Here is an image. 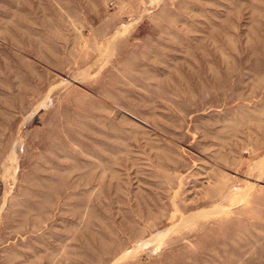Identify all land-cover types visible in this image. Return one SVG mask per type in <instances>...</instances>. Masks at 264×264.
Masks as SVG:
<instances>
[{
  "label": "rangeland",
  "instance_id": "374dc122",
  "mask_svg": "<svg viewBox=\"0 0 264 264\" xmlns=\"http://www.w3.org/2000/svg\"><path fill=\"white\" fill-rule=\"evenodd\" d=\"M0 264H264V0H0Z\"/></svg>",
  "mask_w": 264,
  "mask_h": 264
},
{
  "label": "bare ground",
  "instance_id": "6f19581e",
  "mask_svg": "<svg viewBox=\"0 0 264 264\" xmlns=\"http://www.w3.org/2000/svg\"><path fill=\"white\" fill-rule=\"evenodd\" d=\"M215 29H217V30H215ZM209 36L211 37V39L212 40H214V42H220V43H222V44H224V43H227V41L229 40V38H227V37H229V35L228 34H226V33H224L223 31H221L218 27H213L212 28V30L209 32ZM227 39V40H226ZM189 43V42H188ZM192 46V45H191ZM192 47H197V45L195 44V45H193ZM193 49H195V48H193ZM188 50V59L189 60H193V61H196V62H199V63H201V62H204L205 61V58L206 59H211V58H208V55H207V53H205V52H200V53H197L196 52V50ZM221 50V49H220ZM225 50V49H224ZM230 57V56H229ZM227 58L228 57H223L222 56V59L223 60H225V61H228L227 60ZM212 59H213V57H212ZM191 64H192V62H191ZM177 67L178 66H176L174 69H177ZM198 69V68H197ZM197 71L198 70H193V73H191L190 74V76H195L196 75V73H197ZM219 71V70H218ZM187 73H182V72H179L178 70L177 71H175V75L176 76H174L175 78L174 79H176V80H178V81H181L183 84H185V86H186V90L187 91H190L191 90V82L189 81V77H187V75H186ZM170 76L172 75V73H170L169 74ZM149 79L151 78V79H153L154 78V73L152 72L151 74H149ZM221 76V75H220ZM191 78V77H190ZM156 83L158 82L157 80L155 81ZM176 84V81H175V83H174V85ZM176 86V85H175ZM46 187H48V188H53V185L51 184V183H49V182H47L46 183ZM45 200H46V198L45 199H42L41 201H43V203L45 202ZM40 201V202H41ZM94 239H96V238H93V239H91L92 241L94 240ZM84 243L85 244H89V241H84ZM84 243H83V245H84ZM85 246H87V245H85ZM95 257H97V256H95Z\"/></svg>",
  "mask_w": 264,
  "mask_h": 264
}]
</instances>
